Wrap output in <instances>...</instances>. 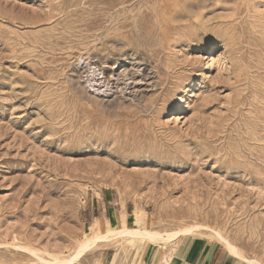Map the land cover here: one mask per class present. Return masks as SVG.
<instances>
[{
	"label": "rangeland",
	"instance_id": "rangeland-1",
	"mask_svg": "<svg viewBox=\"0 0 264 264\" xmlns=\"http://www.w3.org/2000/svg\"><path fill=\"white\" fill-rule=\"evenodd\" d=\"M191 225L264 264V0H0V264Z\"/></svg>",
	"mask_w": 264,
	"mask_h": 264
},
{
	"label": "crops",
	"instance_id": "crops-1",
	"mask_svg": "<svg viewBox=\"0 0 264 264\" xmlns=\"http://www.w3.org/2000/svg\"><path fill=\"white\" fill-rule=\"evenodd\" d=\"M189 235L182 234L166 240L165 245L160 249L158 264H248L236 261L227 251L228 249L217 240L204 236L186 238L177 249L179 240ZM173 258L177 261L173 262Z\"/></svg>",
	"mask_w": 264,
	"mask_h": 264
},
{
	"label": "bare ground",
	"instance_id": "bare-ground-1",
	"mask_svg": "<svg viewBox=\"0 0 264 264\" xmlns=\"http://www.w3.org/2000/svg\"><path fill=\"white\" fill-rule=\"evenodd\" d=\"M188 87V85L186 86V88ZM122 226V225H121ZM119 227V226H118ZM203 225H191V226H186L182 229H178V230H175V231H170V232H165V234H160L158 231H152V230H140L138 228H128V227H122V229H117V234H120V235H130V236H137L138 238H143V239H147L150 240V241H155L157 240L158 238H165L167 240L169 239H174L176 237H178L179 235H182V234H191L192 232H194L195 230L199 229V228H202ZM116 228V227H115ZM112 230V229H110ZM200 230V229H199ZM96 232V231H95ZM111 232L112 234L114 232L112 231H109ZM95 234V233H94ZM106 234H109V233H106ZM213 234H215L217 237H219L218 239H222V236L220 235V233L218 231H213ZM106 237L105 234H100V235H96L95 237L93 236V238L91 239L92 242L96 241V240H104L103 238ZM108 237V236H107ZM87 243V242H86ZM84 244V245H81L79 246L76 251L73 253L72 257L69 258V259H72V258H75V257H78L81 252L83 251V249L86 247L87 244ZM225 247L228 249V251H230L234 256L240 258V254L238 253V251L236 250V248L228 241H225ZM167 251V249H166ZM169 251V250H168ZM169 253V252H168ZM166 255V254H164ZM169 255V254H168ZM164 259V257H162ZM68 259V260H69ZM66 260V261H68ZM160 260V259H159ZM166 260V259H165ZM57 261V260H56ZM72 261V260H71ZM250 261V260H248ZM63 262V261H62ZM70 262V261H69ZM165 262V261H164Z\"/></svg>",
	"mask_w": 264,
	"mask_h": 264
}]
</instances>
